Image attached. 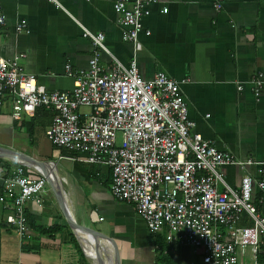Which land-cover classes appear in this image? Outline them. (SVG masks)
Here are the masks:
<instances>
[{"label":"crops","instance_id":"obj_1","mask_svg":"<svg viewBox=\"0 0 264 264\" xmlns=\"http://www.w3.org/2000/svg\"><path fill=\"white\" fill-rule=\"evenodd\" d=\"M118 1L128 6L135 2L59 0L61 9L47 0H0V57L24 54L25 72L34 75L39 86L49 93L71 92L73 82L65 67L87 69L96 50L83 38L82 26L102 34L105 47L123 65L135 60L143 80L163 73L180 83L194 123L192 134L239 161L264 160V88L256 101L250 86L251 79L264 72V0H150V16L142 21L150 35L142 32L135 47L122 41L120 16L113 10ZM21 26L25 30L19 32ZM111 62L105 54L99 59L103 69ZM11 103L10 98L0 100V148L42 163L86 247L99 256L105 253L113 264H160L158 241L164 240L163 234L152 235L133 206L112 198L110 170L69 160L73 155L52 146L45 136L50 116L38 111L35 119L23 115L15 120ZM17 167L0 159V194ZM20 167L44 179L38 171ZM218 172L234 190L246 174L264 182V174L254 167ZM218 189L223 191L221 185ZM253 202L264 218V190L255 189ZM25 213L27 233L21 238L6 225L0 204V264H91L73 242L64 208L51 189L45 188L38 202H28ZM240 226L251 223L243 216ZM174 253L171 248L165 252Z\"/></svg>","mask_w":264,"mask_h":264},{"label":"built area","instance_id":"obj_2","mask_svg":"<svg viewBox=\"0 0 264 264\" xmlns=\"http://www.w3.org/2000/svg\"><path fill=\"white\" fill-rule=\"evenodd\" d=\"M47 1L62 9L59 0ZM150 4V0H135L132 6L114 3L124 43L135 47L142 32L150 35L142 22L150 16ZM80 27L83 38L96 50L87 69L74 72L65 67L66 77L73 82L71 92L49 93L39 86L36 77L25 72L24 54L8 60L0 57V100H12L13 119L33 117L43 108L52 112L45 132L51 145L72 154L71 161L109 169L112 198L133 206L148 231L163 234L172 251L188 248L199 264H238V254L249 250L250 260L258 264L264 251V218L253 193L263 191L264 182L246 174L234 190L218 170L254 167L262 175L264 160L239 161L192 134L194 123L180 83L163 73L143 80L135 60L123 65L105 47L102 34ZM24 30L25 26L18 29ZM102 54L110 57L109 68L100 67ZM250 86L259 101L264 72L257 73ZM45 188L44 179L32 177L20 166L4 182L0 204L5 223L21 238L27 233L26 204L38 202ZM243 216L251 226H240Z\"/></svg>","mask_w":264,"mask_h":264},{"label":"water","instance_id":"obj_3","mask_svg":"<svg viewBox=\"0 0 264 264\" xmlns=\"http://www.w3.org/2000/svg\"><path fill=\"white\" fill-rule=\"evenodd\" d=\"M0 159L4 161H8L10 163L19 165V166H24L27 167L31 170H36L40 175L46 180V188L51 189V191L54 192L56 195L57 200L59 201L60 205L64 208L65 216L67 223L71 229V232L74 236V238L77 241V244L79 245L80 249L84 253V255L96 262L97 264H113L111 259L107 257V255L101 254L100 256L97 252H95V249H89L86 247L85 240L83 238V233L80 231L78 228L75 219L72 216V213L69 209L68 204L65 202V199L63 198L62 193L60 192L59 188L56 186V183L53 178H51L48 173L44 170V166L42 163H38L37 161H34L32 159L26 158L22 155H18L16 153H13L11 151H7L5 149L0 148ZM42 170L43 172L39 171ZM45 171V172H44Z\"/></svg>","mask_w":264,"mask_h":264},{"label":"trees","instance_id":"obj_4","mask_svg":"<svg viewBox=\"0 0 264 264\" xmlns=\"http://www.w3.org/2000/svg\"><path fill=\"white\" fill-rule=\"evenodd\" d=\"M38 111L41 112L43 116L46 115V117H53V113L46 110V109H39L36 111L35 115L32 117L35 119ZM56 148V147H55ZM159 236V235H158ZM73 242L78 246L76 243L74 237L71 235ZM164 243V244H163ZM158 248L160 252L162 253L160 264H199L198 260H196L193 256H191V252L188 248H178L175 250L174 254L167 255L165 254L166 251H168L170 248L166 246L165 239L158 241ZM258 264H263L264 262V251H261L257 258Z\"/></svg>","mask_w":264,"mask_h":264},{"label":"rangeland","instance_id":"obj_5","mask_svg":"<svg viewBox=\"0 0 264 264\" xmlns=\"http://www.w3.org/2000/svg\"><path fill=\"white\" fill-rule=\"evenodd\" d=\"M87 259L91 264H97L96 262H94V260H92L88 256H87ZM238 264H253V262L249 259V250H244L239 253Z\"/></svg>","mask_w":264,"mask_h":264}]
</instances>
